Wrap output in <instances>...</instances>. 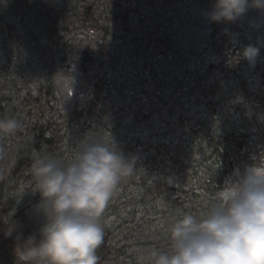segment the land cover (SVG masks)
Here are the masks:
<instances>
[{"label":"trees","instance_id":"16d2710c","mask_svg":"<svg viewBox=\"0 0 264 264\" xmlns=\"http://www.w3.org/2000/svg\"><path fill=\"white\" fill-rule=\"evenodd\" d=\"M211 2L9 0L0 19V116L21 129L0 139V259L13 258L17 235L44 223L34 210L33 149L71 158L89 134L135 157L101 217L98 264H149L153 248L167 249L172 216L206 210L210 189L248 165L241 155L264 152V17L255 32L246 18L206 27ZM192 24L195 50L181 41ZM250 46L259 50L252 66ZM35 66L43 75L27 83ZM62 71L77 75L69 109L51 82ZM187 176L190 190L181 188Z\"/></svg>","mask_w":264,"mask_h":264},{"label":"clouds","instance_id":"9594fccd","mask_svg":"<svg viewBox=\"0 0 264 264\" xmlns=\"http://www.w3.org/2000/svg\"><path fill=\"white\" fill-rule=\"evenodd\" d=\"M250 8L264 12V0H212L206 18L238 20ZM258 49L244 55L253 60ZM21 129L12 116H0V139ZM3 149L0 148V158ZM115 142L85 136L71 158L42 146L31 153L32 191L40 195L34 210L44 217L38 233L15 238V264H98L104 239L101 217L119 183L134 172ZM11 234V230L9 231ZM167 249L153 248L149 264H264V162L235 172L206 210L178 212L167 225Z\"/></svg>","mask_w":264,"mask_h":264},{"label":"rangeland","instance_id":"374dc122","mask_svg":"<svg viewBox=\"0 0 264 264\" xmlns=\"http://www.w3.org/2000/svg\"><path fill=\"white\" fill-rule=\"evenodd\" d=\"M8 5H9V0H0V19H3V17L7 18ZM253 17L254 19H252ZM263 17H264L263 12L255 8H250L243 16L239 18V20H243V18H246V22H247L246 26L248 27L249 32H255L259 30L260 23L262 22ZM205 22L208 24V25H205L206 27L210 26L209 24L212 23L206 18H205ZM184 29H185V35H184V38L181 37V41H184L185 47L188 46L189 49H192L191 46L193 42H196V36L199 35L198 27L196 26V24H192L189 26H185ZM176 30H178V28ZM247 48L248 47H246L245 49ZM192 50H195V48ZM246 59L249 65L251 66L255 63L254 62L255 58L253 60H249L248 58ZM0 62H2V60H0ZM42 75H43L42 71L38 67L36 66L33 67V69L31 70V76L27 80V83L37 81L40 77H42ZM158 77H159V74H158ZM76 81H77V75L75 73H67V72L62 71V72L55 73L51 76V82L56 88V90L58 91L61 97L62 104L65 109H69L71 107L77 95V88H76L77 82ZM246 145L256 146L257 144L253 143V141L251 142L248 141ZM246 149L248 148L245 146V150ZM255 150H259V148ZM255 150H252V151H255ZM241 156L246 157L248 159V163H247L248 165H244V167L242 165L235 166L232 170V178H234L235 172L237 170H239L242 173L247 166H251L254 163L264 162V152L263 153L262 152L260 153L245 152ZM4 159H6V156H4ZM250 163L252 164L250 165ZM189 178L190 177L187 176L186 179L183 178L182 180H184L183 182H185L186 180L187 181L190 180ZM227 180L229 179H225L223 181H220V183H216L217 185L215 186L214 193H213V189L212 188L210 189V193L212 194L213 197L215 196V193L220 189V187H222L225 184ZM175 184H178V183L175 182ZM181 188L190 190L187 187V182L183 183ZM159 206L163 207V204L159 203ZM168 206H169V203L166 202L165 207L167 208ZM161 222L163 221L160 220L159 222H156L155 225L159 226ZM155 228L157 227L155 226ZM141 253L142 251H140V254ZM8 256L10 255H8L7 252H4L2 254V259H0V264H15V256H13L12 259H9Z\"/></svg>","mask_w":264,"mask_h":264}]
</instances>
